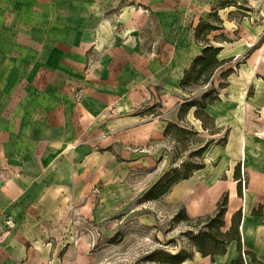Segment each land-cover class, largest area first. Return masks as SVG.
<instances>
[{
  "label": "crops",
  "instance_id": "0c3cea01",
  "mask_svg": "<svg viewBox=\"0 0 264 264\" xmlns=\"http://www.w3.org/2000/svg\"><path fill=\"white\" fill-rule=\"evenodd\" d=\"M214 8L222 28L209 41L221 47L219 58L237 60L221 100L206 108L220 132L210 135L204 167L164 197L195 218L227 193L224 228L240 210L242 252L264 264V220L251 214L264 204V0H0V264L34 262L49 244L36 240V216L70 197L83 199L84 211L87 192L115 178L117 151L129 163H148L168 122L186 126L177 116L187 97L179 81L191 56L174 49L166 62L143 59L141 30L152 19L186 20L197 46L194 27ZM235 9L244 14L229 17ZM214 32L226 40L213 43ZM186 120L206 132L193 109ZM237 255L231 241L214 264Z\"/></svg>",
  "mask_w": 264,
  "mask_h": 264
},
{
  "label": "rangeland",
  "instance_id": "374dc122",
  "mask_svg": "<svg viewBox=\"0 0 264 264\" xmlns=\"http://www.w3.org/2000/svg\"><path fill=\"white\" fill-rule=\"evenodd\" d=\"M222 3L227 6L231 1ZM243 4L242 8L248 9V2ZM234 12L239 15L228 16L241 17L244 14L237 9ZM217 34L214 32L210 35L213 43L223 38ZM228 39L233 41L234 37ZM139 42L142 58L148 61L160 59L166 62L174 49H185L184 55L191 56L192 61V56L200 51L192 40L191 23L186 20L181 24L165 26L157 25L154 19L148 20L141 30ZM236 61L232 60L230 66H235ZM217 83L218 80H215V85ZM191 88L196 95L200 92V88ZM199 136L204 140L210 138L207 131ZM156 144L155 149L146 153L151 157L148 163H129L124 158L127 154L117 151L115 178L101 181L87 192L93 195L84 211L81 209L83 199L72 201L70 197L64 202L65 199H61L51 214L37 215L36 240L49 244L46 249H36L31 264H149L151 258H162L158 253L161 250L170 252L176 258H183L177 264H203V256L192 246L187 234L189 230L195 233L200 226L187 225L183 219L187 214L185 205L167 201L164 196L151 199L147 193L161 175L177 167L180 160H188L189 152L186 150L175 156L170 137H163ZM208 149L202 156L204 163ZM56 194L60 198L64 195L53 192V195ZM223 230L226 229L223 227ZM247 260L249 263V258ZM211 264L214 262L211 261Z\"/></svg>",
  "mask_w": 264,
  "mask_h": 264
},
{
  "label": "trees",
  "instance_id": "16d2710c",
  "mask_svg": "<svg viewBox=\"0 0 264 264\" xmlns=\"http://www.w3.org/2000/svg\"><path fill=\"white\" fill-rule=\"evenodd\" d=\"M223 4L220 3V6L223 7ZM221 28L222 19L218 15L217 8L208 14V19H200L194 27L193 37L196 43L201 46V51L183 71L179 81V87L187 94V97L180 102L177 116L180 121L186 123V126L168 122L163 130V136L165 138L170 137L174 143L175 156L188 150L189 159L180 160L181 162L177 167L170 168L155 181L147 192L151 199H158L166 195L179 181L191 177L194 171L204 167L202 156L209 145L214 142V138L204 140L199 136L200 132L186 120L189 110L193 109V115L195 119L201 122L203 131H207L211 136L220 132L215 125L214 118L206 111V108L208 105H213L221 100L220 89L225 87L226 78L234 71V68L229 66L232 59L219 58L221 47L210 43L208 38L212 31ZM221 36L226 40L224 35L221 34ZM215 80H218L217 85H215ZM191 86L200 88V92L196 95ZM225 140L226 135H223L218 143H224ZM194 158L196 160H193ZM241 190L239 184V194H241ZM227 206L228 195L224 193L212 213L195 218L184 214L183 219L189 227L200 226L195 233L192 230L187 233L192 246L203 257L209 256L214 262V256L225 254L229 243L236 241L238 255L232 258L228 264H245V256H249L251 263L262 264L251 253L242 252L239 234L240 210L233 214L229 228L223 230ZM251 214L262 216L264 220V204H259L252 210ZM158 253L162 255V258H151L149 264H177L183 260V258H176L175 255L166 250H161Z\"/></svg>",
  "mask_w": 264,
  "mask_h": 264
},
{
  "label": "built area",
  "instance_id": "2783aa9c",
  "mask_svg": "<svg viewBox=\"0 0 264 264\" xmlns=\"http://www.w3.org/2000/svg\"><path fill=\"white\" fill-rule=\"evenodd\" d=\"M241 184H242V188L245 186V178L244 177H242V179H241Z\"/></svg>",
  "mask_w": 264,
  "mask_h": 264
}]
</instances>
